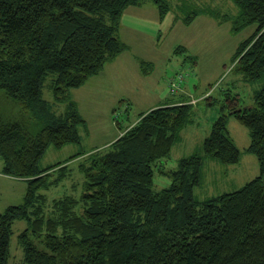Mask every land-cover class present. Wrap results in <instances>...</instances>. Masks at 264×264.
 <instances>
[{"label": "trees", "instance_id": "trees-1", "mask_svg": "<svg viewBox=\"0 0 264 264\" xmlns=\"http://www.w3.org/2000/svg\"><path fill=\"white\" fill-rule=\"evenodd\" d=\"M147 1L162 19L171 11L168 0H0V91L24 118L43 123L34 132L17 114L0 115L4 174L28 181L24 202L0 213V264H9L18 220L27 222L19 235L25 252L19 264H264V86L253 108L243 110L237 98L229 99L230 110L213 124L203 153L182 158L176 170L166 172L161 162L192 121L194 107L185 99L143 113L107 148L85 157L77 192L52 200L43 192L71 170L68 174L65 163L40 169V159L50 145L78 143V127L85 124L69 100L70 90L126 50L121 17ZM234 3L240 12L234 29L257 26L234 61L246 81H263L264 0ZM184 10L185 24L201 12L212 14ZM49 74H56L55 102L67 107L61 116L42 96ZM229 116L250 130L248 150L257 156L261 175L238 190L200 201L194 190L202 185L208 159L240 162ZM156 170L170 177L169 186L155 188Z\"/></svg>", "mask_w": 264, "mask_h": 264}, {"label": "rangeland", "instance_id": "rangeland-1", "mask_svg": "<svg viewBox=\"0 0 264 264\" xmlns=\"http://www.w3.org/2000/svg\"><path fill=\"white\" fill-rule=\"evenodd\" d=\"M168 2L171 11L164 19L159 17L158 8L151 1L126 9L119 32L126 50L108 61L100 73L89 78L83 86L70 90L69 100L85 124L78 127V143L59 148L50 145L39 161L40 169L65 163L69 165L68 174L71 170V175L59 185L43 190L48 200L77 192L74 185L79 189L84 181L80 168L83 159L96 149L107 148L123 131L136 125L143 113L166 102L182 98L194 107L192 121L182 130L181 139L174 144L169 158L161 162L166 172L176 170L182 158L203 153V142L210 135L213 124L230 110L225 107L229 99L237 98L238 107L243 110L255 107V94L264 86V80L246 81L234 56L241 42L255 33L256 24L234 29L240 13L234 0ZM185 7L212 14L201 12L191 24H185L181 20L183 14H187ZM180 75L184 83L174 90L170 84ZM55 77L56 74H49L45 78L42 96L54 104L55 114L61 116L67 107L65 103L55 102ZM8 114L24 118L21 109L0 91V115ZM23 121L34 132L43 126L32 118ZM227 126L242 152L240 162L228 165L208 159L202 172V185L194 190L200 201L238 190L261 175L257 156L248 150L250 130L234 116L228 117ZM3 167L0 156V213L22 204L28 189L26 179L4 174ZM170 181L169 176L160 175L156 170V189L169 186ZM26 228V221L18 220L14 224L9 264H19L25 257L19 235Z\"/></svg>", "mask_w": 264, "mask_h": 264}, {"label": "built area", "instance_id": "built-area-1", "mask_svg": "<svg viewBox=\"0 0 264 264\" xmlns=\"http://www.w3.org/2000/svg\"><path fill=\"white\" fill-rule=\"evenodd\" d=\"M184 83V77L182 75H180L178 77V79H175L173 84H171V86L174 88V90H178V88L180 89L182 84Z\"/></svg>", "mask_w": 264, "mask_h": 264}, {"label": "crops", "instance_id": "crops-1", "mask_svg": "<svg viewBox=\"0 0 264 264\" xmlns=\"http://www.w3.org/2000/svg\"><path fill=\"white\" fill-rule=\"evenodd\" d=\"M120 38H121V37H120ZM123 42H124V41H123ZM120 55H121V54H120ZM120 55H119V56H120ZM119 56H118V57H119ZM181 99H182V98H181ZM179 100H180V99H179ZM179 100H177V101H179ZM172 102H176V101H172ZM167 103H168V102H166V104H167ZM169 103H170V102H169Z\"/></svg>", "mask_w": 264, "mask_h": 264}, {"label": "bare ground", "instance_id": "bare-ground-1", "mask_svg": "<svg viewBox=\"0 0 264 264\" xmlns=\"http://www.w3.org/2000/svg\"><path fill=\"white\" fill-rule=\"evenodd\" d=\"M171 85V84H170Z\"/></svg>", "mask_w": 264, "mask_h": 264}]
</instances>
